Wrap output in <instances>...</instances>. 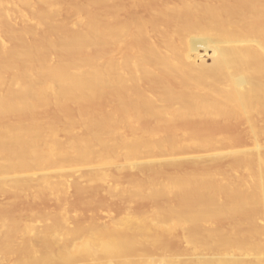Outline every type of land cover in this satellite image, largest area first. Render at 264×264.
<instances>
[{
	"label": "bare ground",
	"instance_id": "1",
	"mask_svg": "<svg viewBox=\"0 0 264 264\" xmlns=\"http://www.w3.org/2000/svg\"><path fill=\"white\" fill-rule=\"evenodd\" d=\"M239 125L250 148L227 170L204 165ZM263 137L264 0H0V195L59 204L52 178L89 168L87 181L117 179L109 193L126 205L102 229L58 210L24 223L1 204L0 264L128 254L135 232L152 246L179 232L201 252L181 264H264ZM171 153L191 170L164 173ZM135 166L125 189L118 171Z\"/></svg>",
	"mask_w": 264,
	"mask_h": 264
},
{
	"label": "rangeland",
	"instance_id": "2",
	"mask_svg": "<svg viewBox=\"0 0 264 264\" xmlns=\"http://www.w3.org/2000/svg\"><path fill=\"white\" fill-rule=\"evenodd\" d=\"M142 1L144 2L145 0ZM10 10L13 11L11 5H10ZM13 13L15 12L13 11ZM60 14L63 16L62 19H64L65 15L62 13ZM57 18L59 19V17ZM16 25L17 27L19 26V21L17 20L15 26ZM223 132L228 136L229 138L228 141L224 143L220 148L216 149L217 151L212 153L215 155L206 157V154L210 152L203 153L205 154V157H203L201 160L204 162V165L210 166L212 165L211 164L212 162H215L214 163L215 165L213 164L212 166L217 167L221 170H227L229 169V166L232 163V161L235 159L232 152L237 149L239 150L249 149L250 142L248 141V137H247V132H248L247 125L227 127L223 130ZM262 142H264V137L260 139V143ZM262 151L263 149L261 147L259 150L256 149L254 152H262ZM191 152L188 156H191L192 158L190 159L188 157V160L186 162L184 160V155H178L175 153H171L170 155L164 154L158 158L159 160L158 165L161 167L164 173H173L177 170L190 171L192 167L188 163L195 160V156L202 155L201 152L200 153L198 152L195 153L194 151H193L194 153ZM141 168H142L141 166H135L132 169L124 168L119 170L118 171L119 173L117 174L118 176H120V179H118V183L123 188L127 189L131 183H136L140 181V179L142 178L140 174ZM68 169L70 170L71 173L67 172ZM88 169L89 168H80V170L78 171L77 170L73 171L74 169L71 170V168L68 167L66 168L64 173H62L61 177L52 178V181L54 180L53 181L54 183L62 187L65 193L64 202L62 201L63 203L61 202L57 204L54 198L49 196L50 194H44L42 197H36L34 199H30L24 196L23 198L19 200L16 199L15 201H9L7 197H4V195L1 194L0 206L1 204L6 205V208H4L5 206H1L5 209L4 211H6L7 214L10 213L12 215L15 214L16 216H18L19 219H21L22 222L25 221L24 223L34 221L33 217L37 214H42L43 216L42 219L45 217L48 221L47 222L46 219H43L45 220V223H49L50 222L49 220L52 217L51 213H53V211L57 212L58 210L59 216L62 218L63 221L65 222L68 221V224L70 226L74 225L73 223L75 224L82 223L84 221L83 223H93V224L95 223L100 225L101 228L103 227L102 229H105L107 228L105 226L109 224L108 222L110 220H116L118 216L119 217L121 216L120 214L125 210L124 208H126V205L123 204L122 201L117 200V198L113 197L109 193L110 186L115 185L117 179L116 180L102 179L101 181H87L84 175L86 174V172L90 171V169L89 170ZM81 172L83 173V175L81 174ZM91 172L94 171L91 170ZM79 175H82L83 177L81 176L82 178H80ZM77 176H79V179ZM74 177L78 179L77 180L78 182L75 181L76 178L74 179ZM72 180L74 182H72ZM75 182L79 183L80 186L86 187V189L89 190L87 192V196L84 195L83 197H80L82 199H79L77 192H75L76 189L75 190L72 189L73 186H71L72 184L75 187L76 184ZM84 198L88 201H86ZM81 201L85 203H82ZM90 201H94L96 203V206L92 210L88 211L85 207L87 202ZM57 205H60L61 208L57 209V207H60ZM134 207L137 209H146L149 208V205L145 203H141V204L139 203L136 204ZM40 220L37 221L36 219L34 223V225L38 226V228L41 227V224L43 225L44 223L43 220H41V222ZM70 221L71 223L72 222L73 223L71 224ZM144 234L145 232H135V235L138 236V239L140 241L136 245L132 253L122 254L117 256L112 251H108L107 253L106 252L102 253V255L98 256V258L93 255L81 256V257L74 256L67 264H89V262L91 261L100 262L104 264H115L117 262H122V263L131 262V261L139 262L142 260L144 261L147 260L150 262L152 261L157 262L159 260H164V262L166 263L181 264L183 261L188 259L195 260L197 256L201 254L200 251L187 250L185 247V243L182 240V237L180 236L179 232H176L168 237H162L161 240L157 241V243L154 246H152V244L146 241ZM209 254L210 252L208 251L204 252L205 256H211Z\"/></svg>",
	"mask_w": 264,
	"mask_h": 264
}]
</instances>
